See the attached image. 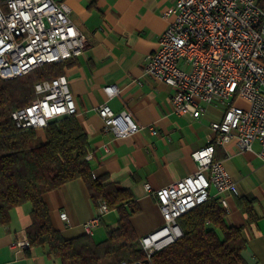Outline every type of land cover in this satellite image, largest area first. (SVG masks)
Here are the masks:
<instances>
[{
	"label": "crops",
	"instance_id": "1",
	"mask_svg": "<svg viewBox=\"0 0 264 264\" xmlns=\"http://www.w3.org/2000/svg\"><path fill=\"white\" fill-rule=\"evenodd\" d=\"M55 1L67 4L70 19L85 37V50L66 62L63 74L76 104L75 119L87 138L92 175L104 176L130 193L139 206L131 224L142 237L163 222L156 199L145 185L158 190L193 174L196 164L191 154L214 137L210 125L221 119L224 108L208 105L198 119L177 115L171 106L173 90L144 74L147 58L168 25L163 13L175 0ZM107 85L117 86L119 94L108 99L103 92ZM103 103L114 112L129 113L139 131L127 137L105 131L97 113ZM259 152L257 142L250 151L239 152L233 139L217 146L214 153L237 188V195L223 193L221 197L227 203L226 224L241 228L245 264H264V162ZM210 194H216L212 187ZM44 201L53 227L64 238L85 235L83 225L98 215L80 179L46 193ZM239 201L250 205V216ZM30 209L28 203L12 209L9 224L0 225V264H59L40 247L27 253L11 247L25 237ZM62 212L68 221L59 218ZM116 225L115 211L107 210L100 215L91 239L94 243L104 241L107 229Z\"/></svg>",
	"mask_w": 264,
	"mask_h": 264
},
{
	"label": "built area",
	"instance_id": "2",
	"mask_svg": "<svg viewBox=\"0 0 264 264\" xmlns=\"http://www.w3.org/2000/svg\"><path fill=\"white\" fill-rule=\"evenodd\" d=\"M163 17L168 18V25L147 58L144 74L173 90L171 106L177 115L198 119L211 104L221 105L224 111L210 125L214 137L191 154L196 164L193 174L158 190L145 185L163 220L139 239L148 262L154 253L181 237L177 220L182 215L211 196L226 210L221 194L237 195L231 176L214 160L217 146L235 139L238 151L246 152L257 142L258 157L264 162V10L257 0H175ZM85 47V37L70 19L66 3L6 0L0 4V79L18 78L44 64L72 60ZM34 91L35 99L28 106L11 113L17 127L42 130L53 120L76 115L64 74L35 85ZM103 92L110 99L120 90L107 85ZM97 113L104 130L118 137L140 129L129 113L114 112L106 103ZM90 158L87 154L86 159ZM211 187L215 195L210 194ZM106 211L101 204L98 215L83 225L86 235L91 236ZM59 218L68 221L64 212ZM11 247L25 251L29 243L24 237Z\"/></svg>",
	"mask_w": 264,
	"mask_h": 264
},
{
	"label": "trees",
	"instance_id": "3",
	"mask_svg": "<svg viewBox=\"0 0 264 264\" xmlns=\"http://www.w3.org/2000/svg\"><path fill=\"white\" fill-rule=\"evenodd\" d=\"M257 4L264 10V0ZM66 62L0 79V225L9 224L12 209L28 203L30 225L25 237L29 249L40 247L59 264H245L241 228L226 224V210L213 196L177 220L181 237L148 262L131 224L139 206L127 190L104 176L93 177L86 159L87 138L75 116L49 122L41 134L15 125L11 113L35 99V85L62 75ZM76 179L84 183L95 208L105 204L117 215L116 227L107 229L100 243L86 234L64 238L52 225L44 195ZM238 203L251 213L249 204Z\"/></svg>",
	"mask_w": 264,
	"mask_h": 264
}]
</instances>
